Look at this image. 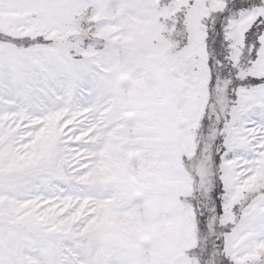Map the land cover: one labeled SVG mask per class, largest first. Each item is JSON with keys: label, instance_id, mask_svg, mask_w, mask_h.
<instances>
[{"label": "snow or ice", "instance_id": "obj_1", "mask_svg": "<svg viewBox=\"0 0 264 264\" xmlns=\"http://www.w3.org/2000/svg\"><path fill=\"white\" fill-rule=\"evenodd\" d=\"M0 264H264V0H0Z\"/></svg>", "mask_w": 264, "mask_h": 264}]
</instances>
